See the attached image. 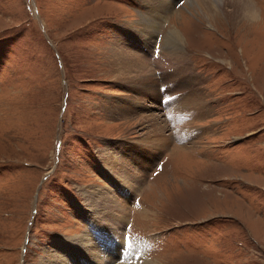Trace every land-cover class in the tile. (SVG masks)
Masks as SVG:
<instances>
[{
  "label": "rangeland",
  "instance_id": "1",
  "mask_svg": "<svg viewBox=\"0 0 264 264\" xmlns=\"http://www.w3.org/2000/svg\"><path fill=\"white\" fill-rule=\"evenodd\" d=\"M190 1L175 0L143 42L155 75H168L164 36L177 27L211 110L189 120L193 143L172 139L154 153L144 114L157 113L171 133L165 102L175 91L155 112L109 110L153 102L133 99L128 77L115 80L108 64L116 35L139 46L125 30L140 28L141 0H0V264H44L58 251L83 264L69 241L88 230L86 189L115 196L99 154L106 143L154 158L135 197L147 211L133 207L123 229L148 261L264 264V0H252L258 21L244 30L205 19Z\"/></svg>",
  "mask_w": 264,
  "mask_h": 264
},
{
  "label": "bare ground",
  "instance_id": "2",
  "mask_svg": "<svg viewBox=\"0 0 264 264\" xmlns=\"http://www.w3.org/2000/svg\"><path fill=\"white\" fill-rule=\"evenodd\" d=\"M174 1L141 0L146 13L144 12L140 16L138 21L140 28L130 30L127 28L125 30L131 32L129 36L139 42V46L133 48L132 40L129 41L125 38L122 40L119 35H116L109 45V57L111 59L108 64H110L113 72L111 76L115 80L120 81L121 78L128 77L129 80L127 82L134 86L133 91L135 94H131L133 99L135 97L136 99L138 97L141 98V94L145 95L146 98H149L147 93L154 95V98H152L153 102L148 105L141 102V105H137L139 101L132 105H122V101H119L120 103L118 104L112 103V109H109L112 114L117 117H124V115H129L136 111L142 112L145 107L153 109L155 112L156 107H158V101L160 109L162 108L160 100L162 97L169 96L167 92H176L174 96L177 97L173 98V95L171 96L170 94L171 98L169 97L170 99L165 102V107L168 106L169 110L175 113L174 119L170 117L171 114L169 116L174 123L171 133H165L167 121L158 118L157 113L155 115L144 114L149 122L146 125V135H152V138L148 140V142L152 143V148L148 146L147 148L153 149L152 152L154 153H159L168 145L170 146L172 139L181 141L182 146H188L193 143L198 135V130L193 129L192 131L189 128L191 127L189 126V120L192 121L211 110V107H206L207 98L202 87L197 86V83L202 82V78L198 73L190 69L189 63L183 58L182 46L184 40L177 27L170 25L169 30L166 31L164 46L169 54L163 57L162 60L165 64H170V68L174 69V72L157 77L154 70H152L150 58L147 56L148 47L144 45L143 41L148 40L149 43L150 38L156 35L154 32H157L160 25L159 22L170 14ZM190 2L189 6L194 4L205 19L215 21V17L218 16L226 21L227 27H236L234 25L242 24L243 26L240 25L237 28L243 30L248 27V21L254 19L258 14L252 0H191ZM233 21L240 23H234ZM254 23L251 21L249 25ZM145 36L149 37L145 39ZM172 58L174 64L172 63ZM169 75H174L173 80ZM160 88L164 90L161 91ZM186 88H189V90L181 93V90ZM127 150L126 144H116L114 148H110L108 143H106V149H101L99 153L102 157L101 162L106 166V173L103 172V175L109 183L107 186L111 188L116 182V187L112 189L115 191V196H112L109 192L104 193L103 188L97 191L94 190V187H91L90 191L86 189L87 201L92 206L89 208L90 216L85 219L88 230L76 239L69 241L70 244H75L76 242L81 245L80 256L78 255L79 257L76 258L81 260L83 264H107L109 260L114 262L113 264H139L140 262H144L143 264H159L158 262L153 263L152 260L148 261L143 249L138 247V245L134 246L130 240L128 241L124 237L123 229L130 219L132 208L135 207L138 213L147 211L140 207L139 202L135 201V197L143 184L146 183L144 179L147 169H149L150 160L154 159L151 150ZM128 160L133 161V165L129 164ZM45 255L47 261L44 264H79L77 260L69 263L67 259L60 255L59 251L58 254L53 253V256H51L50 252Z\"/></svg>",
  "mask_w": 264,
  "mask_h": 264
}]
</instances>
